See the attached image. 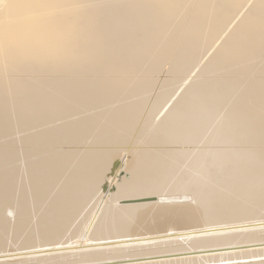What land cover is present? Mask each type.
<instances>
[{
  "label": "bare ground",
  "instance_id": "1",
  "mask_svg": "<svg viewBox=\"0 0 264 264\" xmlns=\"http://www.w3.org/2000/svg\"><path fill=\"white\" fill-rule=\"evenodd\" d=\"M0 264H264V0H0Z\"/></svg>",
  "mask_w": 264,
  "mask_h": 264
}]
</instances>
